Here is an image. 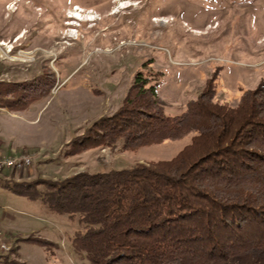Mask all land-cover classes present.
I'll list each match as a JSON object with an SVG mask.
<instances>
[{
    "label": "rangeland",
    "instance_id": "374dc122",
    "mask_svg": "<svg viewBox=\"0 0 264 264\" xmlns=\"http://www.w3.org/2000/svg\"><path fill=\"white\" fill-rule=\"evenodd\" d=\"M138 73L159 84L166 115L185 112L212 78L217 101L236 105L264 81V0H0V82L28 81L27 93H36L30 104L0 109V160L32 158L0 178L59 181L177 155L189 137L60 154L119 109ZM77 232H84L77 222L0 187V241L8 248L0 256L9 264H90L72 246Z\"/></svg>",
    "mask_w": 264,
    "mask_h": 264
},
{
    "label": "trees",
    "instance_id": "16d2710c",
    "mask_svg": "<svg viewBox=\"0 0 264 264\" xmlns=\"http://www.w3.org/2000/svg\"><path fill=\"white\" fill-rule=\"evenodd\" d=\"M214 80L185 112L171 116L159 110V84L138 73L119 109L60 151L63 157L95 148L127 152L189 137L170 160L59 181L0 178V187L77 222L84 232L72 246L90 264H218L243 257L264 264V81L232 106L217 101ZM32 82L40 93L43 81ZM32 87L0 82V109L30 104ZM0 264H9L8 257L0 256Z\"/></svg>",
    "mask_w": 264,
    "mask_h": 264
},
{
    "label": "built area",
    "instance_id": "2783aa9c",
    "mask_svg": "<svg viewBox=\"0 0 264 264\" xmlns=\"http://www.w3.org/2000/svg\"><path fill=\"white\" fill-rule=\"evenodd\" d=\"M32 163V158L29 156H20L17 158H4L0 160V171L5 168H15V169H24L27 166H30ZM8 250L5 243L0 241V251Z\"/></svg>",
    "mask_w": 264,
    "mask_h": 264
}]
</instances>
